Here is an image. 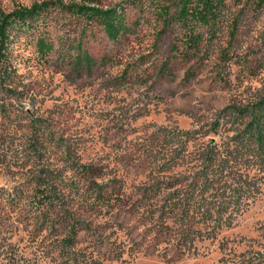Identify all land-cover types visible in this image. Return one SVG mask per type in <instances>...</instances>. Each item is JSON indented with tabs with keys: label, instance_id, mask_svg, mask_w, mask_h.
Returning a JSON list of instances; mask_svg holds the SVG:
<instances>
[{
	"label": "rangeland",
	"instance_id": "rangeland-1",
	"mask_svg": "<svg viewBox=\"0 0 264 264\" xmlns=\"http://www.w3.org/2000/svg\"><path fill=\"white\" fill-rule=\"evenodd\" d=\"M43 1L68 6L81 0H0V10L11 12ZM97 2L125 10L131 32L115 42L101 26L54 7L16 37V71L0 81V193L33 195L29 189L36 171L65 167L58 159L57 144L65 140L73 155L94 160L105 171L110 189L115 186L103 210L83 214L78 264H245L251 259L264 264V182L249 209L231 227L200 243L197 254L182 253L167 243V226L137 208L138 186L148 179L149 162L154 159L148 152L154 148L153 153L167 157V147H156L167 135V127L193 130L201 116L229 103L231 88H264V4L227 0L240 16L238 51L250 60L248 68L242 64L231 68L236 84L229 87L215 80L209 68L187 79L191 64L173 58V37L167 32L157 40L153 9L145 8L148 0ZM40 35L54 44L45 57L35 46ZM80 39L99 61L90 73L74 70L69 53L75 52L66 50ZM163 64H168L164 71ZM167 69L171 76L164 74ZM121 180L128 192L116 188ZM1 213L0 264L68 263V255H58V246L52 243L58 232L42 231L43 219L22 211L13 215L1 209Z\"/></svg>",
	"mask_w": 264,
	"mask_h": 264
},
{
	"label": "trees",
	"instance_id": "trees-1",
	"mask_svg": "<svg viewBox=\"0 0 264 264\" xmlns=\"http://www.w3.org/2000/svg\"><path fill=\"white\" fill-rule=\"evenodd\" d=\"M257 1L260 6L264 4V0ZM148 2L149 5L144 6L153 9L157 40L167 32L173 37V58L191 64L187 79L209 68L215 72V80L225 86L236 84L232 83L231 68L238 64L248 68L250 60L238 51L240 47L235 42L240 32V16L232 11L227 0ZM54 7L68 9L91 25L101 26L115 42L131 32L125 10L102 7L97 0H81L68 6L61 1H43L11 12L0 10V81H6L16 71L13 61L16 37L33 28L44 18L43 14ZM77 42L66 49L70 52L72 48L75 52L74 55L69 53L70 62L74 70L90 73L99 61L88 53L82 39ZM35 46L40 57L54 49V44L41 35ZM167 67L168 64H163L162 71ZM166 72L168 76L173 74L170 69ZM230 90L233 96L229 103L221 110L201 116L197 128L167 127V135H163L165 141L156 146L162 150L167 147V157L153 153L154 148L148 152L154 159L149 162V180L138 186L137 208L167 226V243L182 253L197 254L200 243L214 238L223 228L231 227L262 191L264 88L241 85ZM57 144L60 147L58 159L65 167H44L36 171L35 184L29 189L33 195L20 191L10 197L12 193L7 196L0 193V214L1 209L3 212L7 209L13 215L22 211L26 216L43 219V232L61 233L52 239L58 246L57 254H67L66 262L78 264L76 246L80 229H85L83 214L92 209L103 210L115 186L110 189L105 171L94 160L84 161L79 155H73L65 140ZM68 172L72 174L66 177ZM116 188L128 192L122 180ZM260 263L251 259L245 264Z\"/></svg>",
	"mask_w": 264,
	"mask_h": 264
}]
</instances>
